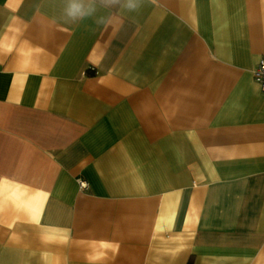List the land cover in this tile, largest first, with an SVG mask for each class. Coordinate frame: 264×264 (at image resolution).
Returning <instances> with one entry per match:
<instances>
[{
  "label": "crops",
  "instance_id": "1",
  "mask_svg": "<svg viewBox=\"0 0 264 264\" xmlns=\"http://www.w3.org/2000/svg\"><path fill=\"white\" fill-rule=\"evenodd\" d=\"M261 58L264 0H0V264H264Z\"/></svg>",
  "mask_w": 264,
  "mask_h": 264
},
{
  "label": "clouds",
  "instance_id": "2",
  "mask_svg": "<svg viewBox=\"0 0 264 264\" xmlns=\"http://www.w3.org/2000/svg\"><path fill=\"white\" fill-rule=\"evenodd\" d=\"M97 0H62V16L65 23L75 24L92 17L96 11ZM109 5L122 4L128 11H136L143 3V0H104ZM97 25L108 27L111 21L100 17L96 21Z\"/></svg>",
  "mask_w": 264,
  "mask_h": 264
},
{
  "label": "built area",
  "instance_id": "3",
  "mask_svg": "<svg viewBox=\"0 0 264 264\" xmlns=\"http://www.w3.org/2000/svg\"><path fill=\"white\" fill-rule=\"evenodd\" d=\"M253 80L259 86L261 92H264V58L259 59L256 66L252 70ZM79 187H85L86 182L84 180H79Z\"/></svg>",
  "mask_w": 264,
  "mask_h": 264
},
{
  "label": "trees",
  "instance_id": "4",
  "mask_svg": "<svg viewBox=\"0 0 264 264\" xmlns=\"http://www.w3.org/2000/svg\"><path fill=\"white\" fill-rule=\"evenodd\" d=\"M187 264H191V259L188 260Z\"/></svg>",
  "mask_w": 264,
  "mask_h": 264
}]
</instances>
